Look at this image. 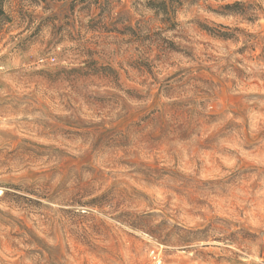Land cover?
<instances>
[{
  "label": "rangeland",
  "instance_id": "374dc122",
  "mask_svg": "<svg viewBox=\"0 0 264 264\" xmlns=\"http://www.w3.org/2000/svg\"><path fill=\"white\" fill-rule=\"evenodd\" d=\"M0 0V264H264V0Z\"/></svg>",
  "mask_w": 264,
  "mask_h": 264
},
{
  "label": "trees",
  "instance_id": "16d2710c",
  "mask_svg": "<svg viewBox=\"0 0 264 264\" xmlns=\"http://www.w3.org/2000/svg\"><path fill=\"white\" fill-rule=\"evenodd\" d=\"M183 0H158L157 3L149 1L150 5H155L157 9L163 13L164 16L169 17L174 11L175 8L181 5Z\"/></svg>",
  "mask_w": 264,
  "mask_h": 264
},
{
  "label": "bare ground",
  "instance_id": "6f19581e",
  "mask_svg": "<svg viewBox=\"0 0 264 264\" xmlns=\"http://www.w3.org/2000/svg\"><path fill=\"white\" fill-rule=\"evenodd\" d=\"M0 194H1V192H0Z\"/></svg>",
  "mask_w": 264,
  "mask_h": 264
}]
</instances>
